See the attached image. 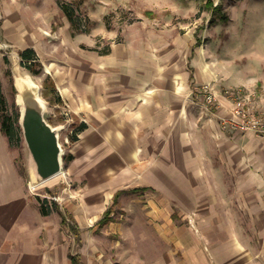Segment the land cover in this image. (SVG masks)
Returning <instances> with one entry per match:
<instances>
[{
    "label": "crops",
    "instance_id": "crops-1",
    "mask_svg": "<svg viewBox=\"0 0 264 264\" xmlns=\"http://www.w3.org/2000/svg\"><path fill=\"white\" fill-rule=\"evenodd\" d=\"M20 4L0 0V42L17 44L19 57L31 48L62 107L82 117L74 167L79 163L88 177L106 173L99 187H145L149 216L165 221L164 236L176 240L184 264H264V135L219 127L195 90L211 84L219 112L228 101L197 54L189 61L177 53L170 61L166 50L146 44L144 31H124L107 52L89 51L87 32L74 30L57 3L73 32L64 52V45L48 42L49 20L37 10L26 15ZM24 206L20 179L0 158V264H51L48 250L24 245L31 228L10 213ZM186 214L195 229L188 226L191 238L182 243L185 226L173 220Z\"/></svg>",
    "mask_w": 264,
    "mask_h": 264
},
{
    "label": "rangeland",
    "instance_id": "rangeland-1",
    "mask_svg": "<svg viewBox=\"0 0 264 264\" xmlns=\"http://www.w3.org/2000/svg\"><path fill=\"white\" fill-rule=\"evenodd\" d=\"M56 1L19 0L26 15L37 10L41 20H49L52 36L48 42L52 47L62 44L68 52L73 32L66 28L67 19ZM60 1L71 3L82 18V27L87 30L84 45L89 51L108 49L122 39L124 31H144L146 44L154 51L166 50L170 61L177 53L183 52L189 61L197 54L199 64L214 75L222 89L255 87L264 91V0H211L218 6L215 13L207 7V0ZM19 50L15 43L0 42V88L6 108L19 114L15 76H27L38 88L44 118L58 128L61 147L60 173L36 184L34 163L21 128L12 143L0 130V151H6L0 158L15 170L25 196L26 206L12 208L10 213L18 212L31 228L24 242L26 249L48 250L54 260L51 264H184L176 240L164 236L166 230L161 225L165 221L149 216L144 190L99 187L98 181H108L106 173L99 170L88 177L79 163L74 167L71 151L78 144L72 135L83 123L82 117L71 116L62 107L44 66L32 73L20 64ZM9 183L16 185L14 173ZM40 204L51 212L42 215ZM105 214L107 221L100 224ZM187 215L183 221L173 220L185 226L179 236L182 243L191 238L188 226L195 229L193 216ZM71 255L76 259L71 260Z\"/></svg>",
    "mask_w": 264,
    "mask_h": 264
},
{
    "label": "water",
    "instance_id": "water-1",
    "mask_svg": "<svg viewBox=\"0 0 264 264\" xmlns=\"http://www.w3.org/2000/svg\"><path fill=\"white\" fill-rule=\"evenodd\" d=\"M16 103L19 107V126L34 163L35 183H41L61 171V147L58 128L44 118V104L38 88L28 79L16 80Z\"/></svg>",
    "mask_w": 264,
    "mask_h": 264
},
{
    "label": "built area",
    "instance_id": "built-area-1",
    "mask_svg": "<svg viewBox=\"0 0 264 264\" xmlns=\"http://www.w3.org/2000/svg\"><path fill=\"white\" fill-rule=\"evenodd\" d=\"M195 93L200 104L215 113L222 130L264 135V91L260 92L255 87H224L222 93L228 105L223 112H219L221 103L211 84L199 85Z\"/></svg>",
    "mask_w": 264,
    "mask_h": 264
},
{
    "label": "trees",
    "instance_id": "trees-1",
    "mask_svg": "<svg viewBox=\"0 0 264 264\" xmlns=\"http://www.w3.org/2000/svg\"><path fill=\"white\" fill-rule=\"evenodd\" d=\"M57 3L59 5V7L61 8V10L64 12L65 16L67 17L68 21L71 24V27L74 30L87 31L82 27L83 20L80 17V15H78L76 13V10L71 3L63 2L60 0H58ZM207 7L212 11V13L213 12L215 13L218 9V6L214 5L211 0H207ZM220 18L226 20V15L221 14ZM107 51H108V49L104 50L103 52H107ZM20 57H21L20 64L23 67H25L26 69H28L32 73H38L39 72L40 63L37 61L35 54H34V51L31 48H26V49L20 51ZM36 66H38V69H35ZM18 120H19V114H17V113L12 114V113L8 112L6 105H5V97H4V95L1 91V88H0V130L7 137V140L9 143H12L13 139L17 138V136L20 132V127L17 124V123H19ZM84 127H85V124L80 123L76 131L79 132ZM76 131H75V134L72 135V140L77 139V132ZM140 189L145 190L146 188L140 187ZM115 195H117V193ZM39 210H40V213L42 215H48L51 212L49 207H45V205H43V204H40ZM107 217H108V215L105 214L100 219V221H99L100 224L105 223L107 221ZM75 259L76 258L73 255H71V260H75Z\"/></svg>",
    "mask_w": 264,
    "mask_h": 264
},
{
    "label": "bare ground",
    "instance_id": "bare-ground-1",
    "mask_svg": "<svg viewBox=\"0 0 264 264\" xmlns=\"http://www.w3.org/2000/svg\"><path fill=\"white\" fill-rule=\"evenodd\" d=\"M16 77V80H19V79H21V78H26V79H28L29 80V78L27 77V76H18V75H16L15 76ZM18 106L20 107L21 106V104L20 103H18Z\"/></svg>",
    "mask_w": 264,
    "mask_h": 264
}]
</instances>
